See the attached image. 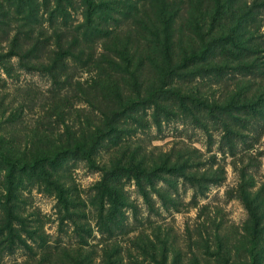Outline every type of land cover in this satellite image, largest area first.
<instances>
[{"label":"rangeland","instance_id":"obj_1","mask_svg":"<svg viewBox=\"0 0 264 264\" xmlns=\"http://www.w3.org/2000/svg\"><path fill=\"white\" fill-rule=\"evenodd\" d=\"M48 1L49 6L53 5L54 0ZM168 1L179 4L172 5L180 10L173 28L179 47L186 48L189 32L196 26L194 7L190 0ZM39 2L36 31L44 30L51 44H57L54 32L62 31L68 40L63 43H71L84 21L80 3L73 1L70 16L51 20L47 12L50 7ZM203 3V7L208 6L209 0ZM243 3L252 5L257 17L249 22L248 29L254 33V50L259 54L257 59H247L248 73L236 70L239 63L235 59L210 57L209 53L210 59L190 69L200 76L187 77L186 80L192 81L184 83L196 87L211 100V105L233 99L235 108H241L247 102L246 97L252 98L255 93L260 94L258 104L264 102V0L236 1V5ZM140 4L139 17L154 19L159 0H142ZM118 18L122 20L121 29L114 41L143 44L138 41L139 29L132 19L129 24ZM14 28H8V34L0 32L3 51L7 50ZM110 41L105 39L96 44L106 46ZM77 44H86L89 52V43L80 39ZM11 63L13 69L9 74L0 71V102L8 105V112L19 109L21 115L8 127L9 131H3L7 139L22 140L29 136L36 141L30 130L39 120L44 124L43 116L51 111L52 93L58 88L61 97L69 96L64 118L70 125L83 122L84 115L92 110L86 102L87 95L77 89V81L85 82L90 77L80 63H70L69 71L60 77L64 82L71 76L73 86L63 83L55 86L46 71L21 68L17 56ZM217 65L224 67V74L216 72ZM91 99L99 108L107 105L94 92ZM160 106L142 109L137 120L121 127V131H126L123 135L126 149L107 142L94 164L82 159L67 163L62 171L71 200L67 208L44 187L27 183L14 191L9 206L14 205L18 218L14 220L12 239L3 226L9 216L4 209L9 193L4 189L0 171V264H223L225 257L217 258L214 254L218 249L216 242L224 244L223 254L227 257L229 245L235 247L250 224V212L242 198L244 191L250 194L264 221V119L242 111L221 113L214 107L210 111L200 105H177L172 99ZM258 112L264 113V108ZM234 133L240 136L233 140ZM133 154L136 165L141 162L149 168L148 172H153L152 182L145 180L139 185L134 175H126L125 171L121 185L127 205L114 222H108V211L103 209L109 205L103 206L97 190L102 170L111 167L110 164H126L128 155ZM161 168L178 171L170 173ZM237 249H240L236 250L238 257L245 258L244 251ZM232 256L236 260L234 248Z\"/></svg>","mask_w":264,"mask_h":264},{"label":"trees","instance_id":"obj_2","mask_svg":"<svg viewBox=\"0 0 264 264\" xmlns=\"http://www.w3.org/2000/svg\"><path fill=\"white\" fill-rule=\"evenodd\" d=\"M39 1L0 0V32L8 34V28L15 27L7 50L0 48V71L9 74V70L13 69L11 59L17 56L21 68L46 71L55 86L62 83L63 86H73L71 76L64 82L60 77L69 71L70 63L78 62L90 77L85 82L77 81V89L87 95L86 102L92 110L84 115L83 122L70 125L64 118L69 96L61 97L58 93L61 88H58L52 93L51 111L43 116L46 121L43 124L39 120L35 128L30 130L36 141H32L29 136H25L22 141L4 136L3 131H9L8 127L17 122L21 113L19 109L8 112V105L0 102V171L4 177V189L9 193L6 196L7 207L4 208L9 216L3 221V226L9 233V239L13 238L14 220L18 218L12 207L14 205L9 206L12 201L10 195L14 191L22 189L27 183L44 187L47 193L55 195L58 202L67 208L71 200L62 176L67 163L82 159L90 165L94 164L101 147L107 142L112 147L126 149L128 146L124 145L123 140L126 131H121V127L137 120L142 109L158 108L172 99L177 105H200L202 109L210 111H214V107L221 113L242 111L264 119V113L258 112L264 108V102L258 104L256 100L260 95L258 93L252 94V98L247 96V102L241 108H235L233 99L211 105V100L196 87L188 84L184 86L185 82L192 81L186 80L187 77L200 76L198 72L190 70L191 67L210 59V55L233 58L239 63L236 70L241 74L248 73L245 67L249 63L247 59H257L259 54L257 49L254 50V33L251 34L248 29L249 22L257 19L252 5H236L238 0H209V5L203 7L205 0H190L195 10L193 23L196 26L189 32L188 46L180 48L177 32L173 28L180 13L172 6H178L177 2L159 0L154 19L143 20L139 17L142 0H77L83 7L84 15V21L77 28V36L71 43L65 44L63 40L68 41L65 33L55 31L57 44H51L45 37V31L41 29L37 32L34 26L39 23ZM41 1L44 7H50L47 11L49 18L56 20L58 16L63 19L71 15L69 7L75 0H54L51 6L48 0ZM119 16L129 24L132 19V24L139 29L138 41L143 44L133 45L130 40L123 44L114 41L120 34L122 20ZM242 22L245 25L241 28ZM80 39L90 44L88 53L86 44H77ZM105 39H111L110 44H96ZM215 70L219 74L225 73L221 65L215 66ZM91 92L101 97L107 105L100 108L96 106L91 99ZM239 136L234 133L233 140ZM128 156L130 158L124 165L117 163L106 166L97 187L100 202L103 206L109 205L108 209L103 210L108 211L107 221L111 223L127 205L121 185L125 171L126 175L133 174L139 185L143 184L141 181L151 183L153 179V172H148L146 165L141 162L136 165L134 154ZM161 169L170 173L178 171ZM242 198L250 212V224L238 244H235L236 248L229 245L231 249L228 248L227 257L223 254L224 244L221 242H216L218 249L214 254L217 258L225 257L223 264H264L263 217L259 215L258 207H254L248 192L244 191ZM237 247L244 251L245 258L238 257L236 250L240 249ZM233 248L236 260L232 256Z\"/></svg>","mask_w":264,"mask_h":264}]
</instances>
